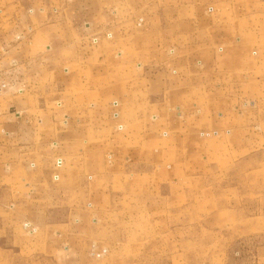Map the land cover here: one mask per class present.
Here are the masks:
<instances>
[{
  "label": "crops",
  "instance_id": "0c3cea01",
  "mask_svg": "<svg viewBox=\"0 0 264 264\" xmlns=\"http://www.w3.org/2000/svg\"><path fill=\"white\" fill-rule=\"evenodd\" d=\"M263 119L264 0H0V167L28 239L104 257L91 219L154 208L152 182L176 196L160 165Z\"/></svg>",
  "mask_w": 264,
  "mask_h": 264
},
{
  "label": "rangeland",
  "instance_id": "374dc122",
  "mask_svg": "<svg viewBox=\"0 0 264 264\" xmlns=\"http://www.w3.org/2000/svg\"><path fill=\"white\" fill-rule=\"evenodd\" d=\"M251 133L250 146L217 141L183 165H160L159 172L177 176L179 193L163 198L168 187L152 182L154 208L103 214L99 225L91 219L90 239L109 249L100 259L77 246L65 253L68 246L56 242L59 232L23 235L11 207L14 183L0 167V264H264V131ZM169 205L175 208H155Z\"/></svg>",
  "mask_w": 264,
  "mask_h": 264
},
{
  "label": "built area",
  "instance_id": "2783aa9c",
  "mask_svg": "<svg viewBox=\"0 0 264 264\" xmlns=\"http://www.w3.org/2000/svg\"><path fill=\"white\" fill-rule=\"evenodd\" d=\"M218 51L219 52H221L222 51V48L221 47H219L218 48ZM10 64L12 65V66H14L15 65V61H14V59H11L10 60ZM3 87V86H2ZM111 107H113V108H117L118 107V102L117 101H114V102H112L111 103ZM112 116L114 117V118H116L117 116H118V112L117 111H113L112 112ZM155 118V117H154ZM226 133H228V131H226ZM219 134V132L218 131H212V132H201L200 133V136L201 137H203V138H208V137H214V136H217ZM161 136H166V132H161ZM110 158V157H109ZM62 159L61 158H57L56 159V161H55V166H56V168H61V166H62ZM31 166H34V164H31ZM53 179L56 181L57 179H58V175L57 174H55L54 176H53ZM31 232H36V228H32L31 229ZM95 256L96 257H99L100 255L99 254H95Z\"/></svg>",
  "mask_w": 264,
  "mask_h": 264
}]
</instances>
